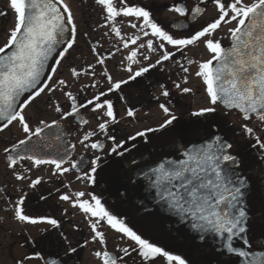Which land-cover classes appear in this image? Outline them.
Masks as SVG:
<instances>
[{
  "label": "flooded vegetation",
  "instance_id": "1",
  "mask_svg": "<svg viewBox=\"0 0 264 264\" xmlns=\"http://www.w3.org/2000/svg\"><path fill=\"white\" fill-rule=\"evenodd\" d=\"M116 2L118 3V0ZM245 2L251 3L252 0H245ZM65 3L73 11L77 23V45L61 60L56 74L52 77L51 86L56 87L55 80L59 78V72L62 73L60 69L65 64L66 66L74 65L77 71H81L82 74L80 77L74 78V81L66 79L67 87L63 91L57 88L55 92L47 93V95L41 94V97H38L24 110V114L29 118L32 128L40 126L39 121L41 120L49 124L57 121V124L66 128L76 150L73 157L66 161L63 167L70 168L75 163V159L82 155L89 160V164L86 169L81 171L74 169L60 175L55 173L54 166L35 167L31 161H18L15 171L27 178L23 181L17 180L13 170L8 167L9 161L6 158L11 153H5L4 149L6 147L11 149L20 139H25V134L18 122H13L12 125L0 132V250L8 253L5 257H0V264H19L24 257H36L37 254L43 259L25 260V264H51L52 261H56V264H101L94 253L104 249L101 244L93 241L94 233L90 227L91 222L97 218L83 213L68 201H62L60 196L64 194L70 195L73 200H90L91 196L95 195L108 212L122 220L142 238L161 247L171 255L183 258L185 264H241L240 256L221 254L214 244L183 240L173 228L155 219L150 210L141 211L139 202L133 197L125 198L123 193H117L115 187L117 181L123 185L129 184L132 180L131 172L137 165L145 166L149 162L153 165L163 157H173L177 160L183 157V153L193 137L185 140L184 133L176 130L178 133L174 145L172 148L164 149L160 138L162 125L156 124L141 129L137 133H131L132 125L130 126V123H144L154 121V119L159 121L158 107L161 103L168 104L175 110L179 109L180 105H183V109H189V101L185 100L191 98L193 91L182 93L175 88L174 84L183 81L184 77H181L180 73L190 80L192 68L199 62L208 60V56L211 54L205 45L199 42L201 51L194 52L197 53L196 56L189 55L185 50H183V54L177 51L171 60L164 61L156 68L150 69L149 73L137 78L136 81L122 85L121 91L109 93L105 98L112 99L118 122L109 124L105 133L99 129V123H103L108 118H101L98 113L91 111L92 105L79 108L78 113L74 112L72 116L65 119H61V113L54 110V105H60L65 112L72 110L71 100L64 95V92L67 91H71L73 95L77 96V104H87V101L98 95L100 91L108 89L109 81L103 73L110 74L113 77V82L126 80L130 75L126 71L128 66H131L135 71L141 66L154 63L159 58L160 50L153 52L147 49V40L152 37H144L138 29L131 28L129 20L132 18H118V26L125 39L136 35L140 36L136 45L129 42V47L124 48L121 38L110 31V25L101 27L102 24H105L104 12L95 3V0H65ZM128 3L150 10L158 24L181 38L194 34L195 30L207 26L219 16L217 5L213 0H128ZM174 6H186L189 15L187 17L179 16L170 11ZM196 7L202 9L201 14H194ZM0 13L7 14L0 15V45H2L15 23V13L10 8V0H0ZM234 26L235 22L227 26L222 25L217 30L214 39H219L225 48L231 46L233 41L227 29ZM81 33H87V36H83ZM141 43L145 44L144 48L138 49L137 58L141 60V64H130L127 56L131 50H137V45ZM166 47L169 51H176L172 46L166 45ZM143 55H147L149 59L144 60ZM98 57L104 59L103 65L97 63ZM55 59H59V57L57 56ZM189 60L197 63L188 64ZM182 64L189 68L188 73L183 72ZM89 65H95V69L89 68ZM51 66L56 67L53 63ZM93 71L95 75L91 74ZM47 75H51V73ZM197 82L200 85H195V81H191L186 86L192 90L196 86L203 89L200 79ZM161 85L167 88L170 93L169 97L165 98L161 95ZM127 109H132L135 116L129 117ZM175 110L170 113L178 118L179 114H176ZM222 110L227 113H235L242 121L238 127H234L233 124H225L222 127L224 133L233 143L232 153L240 158L238 167L240 176L246 178L252 187L250 205L247 209L249 218L246 225L248 229L246 238L249 240V244L243 245V241L239 240L236 247L239 248L243 245V250L246 249L249 253H253L264 248V123L256 117L244 120L243 116L235 110ZM85 120L88 123H83ZM245 125L252 128L253 132L249 133ZM83 130L86 133H93V135L82 145H77L74 138ZM108 136H114L115 141L118 138L122 139L120 147L115 152L111 151L115 141L108 139ZM134 138H139V142ZM100 141L105 144V148L101 152L85 146ZM134 143L137 144L136 149L128 155L126 150L129 149L130 152V147ZM122 147H124V154L132 156V158L128 164L119 162V166L116 167L117 164L111 160L122 152ZM96 156L101 157V160L96 165V173L93 174L95 183L86 178L77 179L78 176L83 177L84 173L91 171V162ZM36 179H40L41 183L33 188L32 181ZM78 192H84L85 196L77 197L76 193ZM21 198L25 200L26 214L36 219L45 217L57 219L60 227L53 228L46 222L31 225L16 221L14 219L15 205ZM98 230L105 233L106 250L112 252L117 258L123 257V264H147L132 251L130 246H134V244L130 239H121V235L118 240L113 241L109 238L111 231L115 230L107 224L106 220L99 222ZM71 248H75L76 251L72 252ZM123 248H128L131 255L125 256L120 251ZM118 264H121L119 259ZM156 264H175V262H168L165 257H161L156 260Z\"/></svg>",
  "mask_w": 264,
  "mask_h": 264
},
{
  "label": "snow or ice",
  "instance_id": "2",
  "mask_svg": "<svg viewBox=\"0 0 264 264\" xmlns=\"http://www.w3.org/2000/svg\"><path fill=\"white\" fill-rule=\"evenodd\" d=\"M213 2L217 5L218 18L208 23L207 26L195 30L194 34L181 38L158 24L152 12L145 7L130 5L128 0H118V3L116 0H95L104 12L105 24L101 27L110 25V31L121 38L124 48L129 47V42L136 45L140 36L125 39L118 26V18L121 17L132 18L129 20L131 28L138 29L144 37H152L147 40L146 47L153 52L160 50L159 58L154 63L141 66L135 71L128 66L126 71L130 75L126 80L113 82L110 74L103 73L109 81L108 89L100 91L98 95L89 99L87 104H77V96L71 91L64 92V95L72 102L70 106L72 110L65 112L58 104L54 105V110L61 113V119H65L72 116L74 112L78 113L79 108L92 105L91 111L98 113L101 118H108L103 123H99V129L106 133L109 124L118 122L112 99L105 98L109 93L121 91L122 85L136 81L137 78L149 73L150 69L156 68L164 61L171 60L177 51L183 54L185 48L202 42L211 54V58L198 63L195 76L203 84V91L209 104L212 106L222 104L227 109H236L242 114L244 120H251L255 115L260 122L264 123V0H252L251 3L245 0H213ZM10 8L15 13V23L8 32L5 42L0 45V121L5 122L0 127V132L13 122H18L25 134V139H20L11 149L6 147L5 153L15 152L22 145H29L33 137L41 141L43 139L41 134L44 130L58 123L53 121L49 124L41 120L39 121L40 126L32 128L24 110L38 97H41V94L47 95V93L55 92L57 88L63 91L67 87V82L59 78L55 81L56 87H52V77L56 74L61 60L77 45L78 33L73 11L65 0H10ZM170 11L179 16L189 15L186 6H174ZM201 13L202 9L196 7L194 14ZM0 15L7 14L0 13ZM233 22L235 26L227 29L233 43L226 49L221 41L214 37L222 25L227 26ZM81 35L87 36V33H81ZM166 45L172 46L176 51H169ZM144 47L145 44L141 43L137 45V50L130 51L127 56L130 64H141V60L137 58L138 49ZM56 56L59 59H54ZM143 59L148 60L149 57L143 55ZM50 61L56 67H52ZM104 62L103 58H97L98 64L103 65ZM193 63L197 62L188 61V64ZM89 68L95 69V65H89ZM181 68L184 73L189 72V68L183 64ZM70 71L74 78L82 74L75 67ZM46 73H51V75H46ZM91 74L95 75V72ZM183 83H188L187 76L184 77ZM174 86L182 93L192 92L191 88L182 87L181 83H175ZM161 88V95L165 98L169 97L170 93L167 88L164 85H161ZM159 107L170 116L165 123L171 124L176 116L170 113L169 107L164 103H161ZM126 111L129 117L135 116L132 109ZM215 111V107H204L194 115L201 116ZM83 123H88V121L85 120ZM245 127L249 133L253 132L252 128L246 125ZM92 135L93 133H86L80 143L89 140ZM56 139L59 140L60 136ZM108 139L115 141L114 136H108ZM85 146L94 150H102L104 147L98 142ZM35 147H40V145L37 144ZM118 147L120 145L114 144L111 151L115 152ZM231 147V144L223 143L219 136L212 142L199 146L194 145L184 152L185 159L167 161V168L162 163L154 169L153 172L159 173L154 179V185L158 189L157 194L160 201L189 218L193 229L222 237L228 252L247 258L251 255L243 250V245L249 244L246 238L247 214L241 202L246 181L238 178L234 171L236 158L227 152V149ZM71 148L74 149L75 145H71ZM69 155L70 152L66 147L63 154L57 152V158L45 159L35 155H19V153L16 156L9 154L6 158L9 161L8 167L13 170L16 179L23 181L27 177L15 171L18 161H31L35 167L51 165L54 166L55 173L63 175L77 168L76 163H73L70 168L63 167ZM100 160L101 157L96 156L91 162V171L84 173L83 177L78 176L77 179L86 178L95 183L93 174L96 173V165ZM149 179L152 178L149 177ZM40 183L41 180L36 179L32 181V187ZM76 196L84 197L85 193L78 192ZM60 199L72 203L83 213L97 218L91 222L90 227L94 233L93 241L101 244L104 249L94 253L101 264H118V259L123 264V257L117 258L112 252L106 250L105 233L98 230L99 222L105 220L112 229L122 234L121 239L128 238L133 242L134 246H130L132 251L147 264H156V260L161 257H165L168 262L185 264V260L180 256L171 255L138 235L122 220L108 212L95 195H92L90 200H73L70 195L64 194L60 196ZM14 219L31 225L46 222L53 228L60 227L57 219L46 217L36 219L26 214L24 198H21L15 205ZM237 240L243 241V245L239 248L234 247V242ZM70 250L76 251L75 248ZM120 251L125 256L131 255L128 248L120 249ZM259 256H264V254H259ZM259 256L254 257L251 264H264V259H260ZM34 258L43 259L39 254L36 257L26 256L19 264H25V260ZM51 264H56V261H52Z\"/></svg>",
  "mask_w": 264,
  "mask_h": 264
},
{
  "label": "water",
  "instance_id": "3",
  "mask_svg": "<svg viewBox=\"0 0 264 264\" xmlns=\"http://www.w3.org/2000/svg\"><path fill=\"white\" fill-rule=\"evenodd\" d=\"M51 62L52 61H50L49 63L51 64ZM220 105L224 107L222 104ZM231 110H236V109H231ZM4 123H5L4 121H0V126H2ZM41 136L43 138L41 141H38L36 137H33L29 145L20 146V148L17 151L12 152L11 155L16 156L17 153H19V155H35L37 157L50 159V158H57L58 151L60 154H63L64 149L67 147L70 152V155L67 157L66 161H68L70 158L73 157L75 153V148L74 149L71 148V145L73 144L70 142L68 132L64 126L60 124H56L53 125L52 128H46L44 132L41 134ZM57 136H60L59 140L56 139ZM217 136L221 137L223 143L231 144L227 140V136L221 130H219L218 127H215L214 131L211 132L208 136L204 138H194L188 144L185 151L192 148L194 145L199 146L202 144H206L208 142H212L213 140H215ZM99 143L104 145L102 150L97 149L98 151L101 152L104 150L105 144L103 141H100ZM37 144H39L40 147H35ZM41 148L43 150H41ZM231 150L232 147L230 149H227V152L233 155L231 153ZM233 156L236 158V163L233 166L234 171L236 172L238 178L246 181V186L243 188L244 195L241 198V202H242V206L246 211L247 221H248L249 215L247 213V209L249 208L250 205L252 187L249 185L246 178L240 176V171L238 169V167L240 166V158L236 155ZM182 159H185V157H183ZM173 160L176 159L173 157H163L153 165L151 164V162H149V164L145 166L142 165L135 166L131 172V177H132L131 182L129 184L123 185L120 184V181H117L115 183L116 192L119 194L123 193L125 195V198L129 196L133 197L135 200L139 202L141 211L150 210L151 215L155 219L173 228L176 234H178L183 240L187 242L214 244L217 246V251L219 253L226 255L233 254L235 256H238V254L236 253H231L227 251V248L224 246L225 244L224 239L222 237L218 235H214L212 233H201L200 231L193 229L189 218L184 217L183 214L177 213L174 209L168 207L162 201H160L159 196L157 194L158 189L154 185V179L159 175V173H155L153 172V170L157 169L159 165L162 163L165 164V167L167 168L168 165L166 162ZM75 163L77 164V168L75 170L81 171L87 168L89 164V160L82 155V156H78L75 159ZM149 177H151L152 179H149ZM238 241L239 240L234 242V247H236V243ZM245 251L247 250L245 249ZM259 254H264V248L251 253V255L247 258L241 257V264H251L253 258L259 256ZM259 258L264 259V256H259Z\"/></svg>",
  "mask_w": 264,
  "mask_h": 264
},
{
  "label": "rangeland",
  "instance_id": "4",
  "mask_svg": "<svg viewBox=\"0 0 264 264\" xmlns=\"http://www.w3.org/2000/svg\"><path fill=\"white\" fill-rule=\"evenodd\" d=\"M199 44L200 43L197 42V44L192 45L190 47H187L184 50L189 55L196 56L195 54L198 53V50L201 51V48H200L201 44L200 45ZM195 49L197 51H194ZM194 52H197V53H194ZM200 56H201V53H200ZM209 58H211V56H208V59ZM71 65L72 64H68L67 65L68 67H67L65 64L60 69V70H62V73L59 72V79H64V80L67 79L68 81H72V80L74 81V77L72 76L70 69L75 67V66L74 65L71 66ZM197 67H198V64H196L192 68L191 79H190L191 81H195V85L199 84L197 82L199 80V78H197L195 76V72L197 71ZM180 74H181V77H185L182 73H180ZM190 80L188 78V83H187L188 85L191 82ZM181 81H182V78H181ZM180 83H181L182 87H187L186 84L183 83V81ZM192 91H193L192 92L193 94L191 95V98H189V100L188 99L185 100V101H189V105H188L189 109L188 110H186L185 108L183 109L182 108L183 105H180L179 109H176V110L174 107H172L168 104L166 105L167 107H169L170 112L175 110V113L179 114L178 118L173 120L171 124L165 123L166 120L170 119V116L168 114L164 113L160 107H158V109L160 111L159 121H155V119H154V121H149V122H144V123H140V122L130 123V126L132 125V127H130L131 133L132 132L137 133L138 131H141V129L143 130L144 128H147L149 126H154L156 124L162 125V128L160 130V138L162 140V145H163L164 149H166V147L172 148V146L174 145V143L176 141V135L178 133V132H176V130H179V132H183L184 133V139L187 140L190 137H196V138L202 137L208 131H211L212 129H214V126H217V127L221 128V130H223V127H221V125L224 126L225 124H228V125L233 124L234 127H238L239 124L242 123L240 117L237 116L235 113H233V112L227 113V112L221 110L219 104H217L215 106L210 105L208 98H207L206 94L204 93L203 89L198 88L196 86L195 88H193ZM204 107H215L216 111L213 113H206V114L201 115V116L194 115V113L198 112L200 109H202ZM154 109H157V108H154ZM226 120H227V122H226ZM231 129H233V128H231ZM85 134H86V131L83 130V131L79 132V134L74 138V141L77 142V145H82V143H80V141L83 139V136ZM135 139L137 141L139 140V138H134V140ZM121 141H122V139L118 138V139H116L114 144L120 145ZM136 145L137 144L134 143L132 145V147H130L131 148L130 152H129V149L126 150V152H128L127 153L128 155H130L134 152V149H136L135 148ZM121 151L122 152H120L117 156L114 157L113 160H111L114 162V164H117V165H115L116 167L119 166V164H120L119 162H123L125 164H128L129 160L132 158V156H126L124 154V147L121 148ZM165 152H167V151H165ZM106 153H107V151H106ZM87 215H89V214H87ZM119 235H122V234H119L116 231H111L109 238L113 239V241L118 240ZM6 254H8V253L4 252L3 250H0V257L1 256L5 257Z\"/></svg>",
  "mask_w": 264,
  "mask_h": 264
}]
</instances>
